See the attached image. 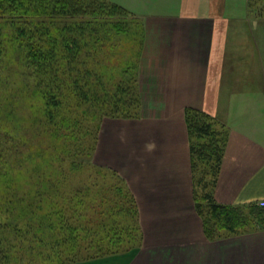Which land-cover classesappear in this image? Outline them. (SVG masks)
Here are the masks:
<instances>
[{
  "label": "crops",
  "instance_id": "1",
  "mask_svg": "<svg viewBox=\"0 0 264 264\" xmlns=\"http://www.w3.org/2000/svg\"><path fill=\"white\" fill-rule=\"evenodd\" d=\"M146 1L142 114L107 120L113 139L100 138L96 152L136 202L142 245L73 264H264V228L207 238L186 114L203 112L228 130L206 190L214 201L264 207L263 50L239 41L249 0Z\"/></svg>",
  "mask_w": 264,
  "mask_h": 264
},
{
  "label": "trees",
  "instance_id": "2",
  "mask_svg": "<svg viewBox=\"0 0 264 264\" xmlns=\"http://www.w3.org/2000/svg\"><path fill=\"white\" fill-rule=\"evenodd\" d=\"M252 2L253 0H250V7L253 6ZM252 11L257 12L258 10L253 9ZM86 12L100 18L99 29L95 32L104 31L107 34L115 32V40L125 36L128 40L131 38L130 22L132 18H130V13L123 7L111 4L107 0H0V57H2L3 49L12 50L11 45L16 44L18 50L12 57L19 66L24 65L23 68L26 67L27 73L23 76L25 86L31 88L33 84L35 89L34 95L37 104L33 102L30 114L36 112L39 115L40 122L44 126L45 133H40L43 138L47 135L50 142H64L63 153L60 155L63 162L58 166L60 173H64L66 159L71 156L76 145L77 147L86 145L82 143V138L88 136V133L83 134L79 131V127L83 123V117L88 115L85 116L86 113H79L78 111L88 107L91 113L97 115L104 108L110 109L111 105L115 104V111H119L121 106L96 90L100 84L97 85L90 81L88 84L86 80L84 82H80V79L74 81L70 86L72 93H65L66 76L69 69L63 65V60H65L67 49L72 51L73 43L77 44V42L74 41L70 45L63 39L61 49L57 48L58 43H53L50 46L45 32L47 29L45 30L43 25L36 23L39 19L35 21L33 17L42 18L46 16L55 20L59 16L66 18L71 15L86 14ZM7 29L12 31L16 43H10L9 40L11 39L5 35ZM144 37L145 35H142V45ZM128 50L130 53L134 48L130 46ZM77 74L80 76L79 72ZM138 76L137 74V82ZM135 95H137L138 102V94L135 93ZM71 110L72 112L76 111L75 116L69 117ZM107 111L109 112V110ZM186 114L192 143L193 168L198 172L197 167L202 164L203 160L209 164L212 161L214 177H216L222 166L228 130L222 123L203 112L191 110L187 111ZM109 117L114 119L120 115ZM126 117L132 118L133 116ZM31 119L34 120L32 116ZM7 135L9 134H0V138H3L0 140V199H2L3 193L12 191L9 205L15 207L24 205L25 207H22V220L15 221L13 208L9 207L6 210L9 216L6 220L0 221V264H9L10 262L9 250L3 252L1 249L6 238H10L9 232L20 233L23 238L28 240L35 239L34 244H44L45 246L41 250L39 249V253L36 255L42 257L47 264H73L128 253L142 245L143 231L138 207L132 194L120 180L114 185L115 193L112 192L109 197L103 198L107 201L105 203H93L96 205L90 206L92 201L86 202L87 198H83L84 196L79 193L70 197L69 199L72 200L69 202L63 201V198L61 200L60 189L57 188L64 187L63 178L56 175V181L53 185L43 176V172L49 170L47 168L42 169L39 161H36L41 158L39 150L50 155L45 148L47 145L37 148L35 146L37 141L34 139L24 140L11 134L13 136L11 137L12 141H10ZM97 141L98 137H96L91 153L86 152L89 157L86 159L87 164H85L86 160L83 159L74 165L73 162L69 163L73 171L80 168V170L86 168L87 171L95 169V165L91 161L97 147ZM58 145V143L55 144L53 150H58ZM5 149L9 152L5 153ZM79 156L82 155L77 153L72 158L78 159ZM11 159L14 162H11ZM12 167H14V172L20 171L22 167L30 170L31 177H34L32 181L37 182L30 184L32 182L30 181L28 183L30 189L28 188L29 185L25 189L19 185L3 188L4 179L2 176L7 172L9 174ZM34 169L40 173V179L43 178L41 181H39L40 179L36 180ZM99 171L120 178L114 171L107 169H100ZM201 181L200 178L199 185L202 188L200 197L205 203L199 204V211L204 220L207 238H219L216 236L219 225H223L230 234H241L264 228V207L219 204L206 191L208 185L214 183V178L212 183H206L205 186H202ZM56 185L57 187H54ZM52 187H54L57 196L51 195L52 210L50 206L44 223H35L27 219L30 215L39 212L36 202L31 204L13 203L14 198L25 196L26 193L23 191L31 190V195L37 193L45 196ZM20 188L23 191H20ZM18 191L19 193H17ZM67 193L68 191L65 190L62 193L63 197ZM107 198L111 199L107 200ZM6 205L8 206L7 203H5ZM20 224L25 225L26 229H20ZM33 256L35 255H31V257Z\"/></svg>",
  "mask_w": 264,
  "mask_h": 264
},
{
  "label": "rangeland",
  "instance_id": "3",
  "mask_svg": "<svg viewBox=\"0 0 264 264\" xmlns=\"http://www.w3.org/2000/svg\"><path fill=\"white\" fill-rule=\"evenodd\" d=\"M107 1L111 4L123 7L130 13V18H132L130 26L132 31L131 38L129 40L127 39V36L115 40V32L113 34H107L104 31L99 33L95 32L99 29L100 18H98L97 15L93 16L89 13L87 14V12L86 14H76L66 18L59 16L55 20L52 17L48 18L46 16H43L42 18L33 17L35 21L39 19L36 23L43 25L45 30L47 29L45 32L47 33V39L50 46L53 43H58L57 48L61 49V42L63 39L66 40V43L69 42L70 45L74 41L77 42V44L73 43L74 46L72 47V51H70L69 48L67 49L65 60H63V65L69 69L68 75L66 76L65 93H72L70 86L74 81L80 79V82H84L86 80L88 84L90 82L97 85L100 84L96 87V90L121 106L119 111H115V104L111 105L110 109L104 108L103 110H100L97 115L91 113L88 110V107H84L78 111L79 113H86L85 116L88 115L87 117H83V123L79 127L80 132L83 134L88 133V136L82 138V143L86 145L78 147L76 145L75 149L71 153V156L66 159L64 173H60V171H58L59 164L63 162L60 155L63 153L62 147H64V142H50L47 135L43 138V135L40 133H45L43 130L44 126L40 122L39 115H37L36 112L35 114L33 112L30 114L33 102L34 104H37V102H35L36 97L34 95L35 89L33 84L31 88H27V86H25V78L23 76L24 74L26 75L27 70L25 69L26 67L23 68L24 65L19 66L13 58V55L18 48L16 44H14L16 43L15 37L9 29L6 30L5 35L11 39L9 40L10 43L14 44L11 45V48L13 49L8 51V48L3 49V53H1L2 57H0V134H9L7 137H9L8 140L10 141H12L11 137L13 135H17L24 140L34 139V141H37V145H35L37 148L47 145L45 148L48 150L50 155L42 153L39 150L41 158L36 160L39 161L42 169L47 168L49 170L43 172V176L46 177L48 181H51L53 185L54 181H56V175L63 178L64 187H57V185L54 186L60 189L61 200L63 198V201L69 202L72 200L69 199L70 197L79 193L81 196H84L83 198H87V200H85L86 202L89 203L92 201L90 206L96 205L93 203L107 202L103 198L109 197L112 192L115 193L114 185L118 182L117 177L100 172L99 170L104 168L96 163V152L100 138H104L106 140L109 138L113 139L112 136L113 133H115V126L109 125V120L113 118L109 116L120 115L117 119H130L126 116L138 118L142 114L144 107L139 87V76L137 82V74L139 73V65L143 55L142 51L144 42L142 45V35H146L145 16L143 15L145 14V11L142 12V10L147 1ZM249 3L250 0L248 2L249 15L247 14V17L249 19L247 20V28H243V25H240L239 29L244 34L243 38L239 41L243 43V46L248 45L250 41H258V47L261 51L263 50L264 63V0H253L252 7H250ZM253 9L258 11H252ZM130 46H132L134 50L129 53L128 47ZM91 71L93 72L90 73ZM77 72L80 73V76ZM135 93L138 94V102L137 95H135ZM67 110L70 111L69 109ZM107 110H109V112ZM75 112L76 111L72 112L71 110L69 117L75 116ZM31 116L34 120L31 119ZM96 137H98V143L91 161L92 164L95 165V169L87 171L84 166L85 169L82 168L84 170H80V168L73 171L69 163L73 162L74 165L76 163H80L82 159L84 161L88 159L89 157L86 152L89 151L88 153H91ZM0 140H3V138H0ZM57 143L59 144L58 150H53V148H55L53 146ZM4 152L8 153L9 150L5 149ZM77 153L82 156H79L78 159L72 158ZM11 162L14 161L12 160ZM211 163L212 161L209 164L206 163V160H203L202 164L197 167V173L199 175V179L201 178L202 180V186H205L206 183H212L214 178V170ZM85 164H87V160L85 161ZM13 169L14 167L11 168L9 174L8 172L3 174V188H8L10 185V187L19 185L20 187H24V189L27 188L29 185L28 183L34 179V177H31V171L24 169V167L20 168V171L18 172H14ZM34 170L36 180L40 179V173L37 172L38 170ZM42 179L43 178L39 181ZM35 182L37 181H32L30 184ZM54 187L50 188L49 190H51V192L48 190V194H45V196L37 193H35L36 195H31V190L25 192L20 188V191H23V193L26 194L24 197L14 198L13 203L31 204L32 202H36L38 204L37 209L39 212L30 215L27 219H30V221L35 223H44L46 214H48L50 210V202L52 200L51 195L57 196ZM28 188L30 189V185ZM65 190L68 191V193L65 197H63L62 193ZM17 193H19V191ZM2 195V199H0V221L6 220L9 216V213L6 212L9 207L11 209L13 208L12 212L14 213L13 218L15 221L22 220V207L25 206L22 205V207H15L9 205L12 191L6 194L3 193ZM110 199L111 198H107V200ZM55 200H57V197H55ZM5 203H7L8 206H5ZM219 226V229H217V237L224 238L239 236V234H230L227 229L225 230L223 225ZM19 227L20 229H26L23 224H20ZM58 227L61 228L60 226ZM9 235L10 238H6L3 246L1 247L3 252L9 250V264H47L42 257H38L36 255L39 253V249L41 250L42 247L45 246L44 244H34L35 239L28 240L23 238L20 233L9 232ZM31 255L35 256L31 257Z\"/></svg>",
  "mask_w": 264,
  "mask_h": 264
}]
</instances>
